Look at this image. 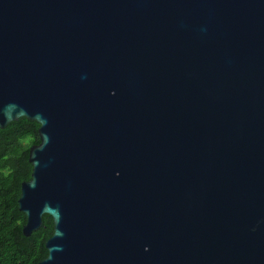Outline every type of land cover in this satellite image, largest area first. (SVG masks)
I'll return each mask as SVG.
<instances>
[{
  "label": "water",
  "instance_id": "obj_1",
  "mask_svg": "<svg viewBox=\"0 0 264 264\" xmlns=\"http://www.w3.org/2000/svg\"><path fill=\"white\" fill-rule=\"evenodd\" d=\"M38 264H264V0H0V128Z\"/></svg>",
  "mask_w": 264,
  "mask_h": 264
},
{
  "label": "trees",
  "instance_id": "obj_2",
  "mask_svg": "<svg viewBox=\"0 0 264 264\" xmlns=\"http://www.w3.org/2000/svg\"><path fill=\"white\" fill-rule=\"evenodd\" d=\"M39 125L19 118L0 128V264H38L47 256L45 242L53 233V221L42 216L41 227L24 236L25 215L17 200L21 183L30 180L28 150L39 143Z\"/></svg>",
  "mask_w": 264,
  "mask_h": 264
}]
</instances>
